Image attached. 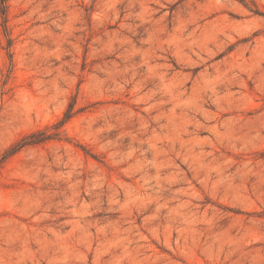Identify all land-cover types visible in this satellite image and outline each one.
<instances>
[{
  "label": "rangeland",
  "instance_id": "374dc122",
  "mask_svg": "<svg viewBox=\"0 0 264 264\" xmlns=\"http://www.w3.org/2000/svg\"><path fill=\"white\" fill-rule=\"evenodd\" d=\"M0 264H264V0L0 3Z\"/></svg>",
  "mask_w": 264,
  "mask_h": 264
},
{
  "label": "trees",
  "instance_id": "16d2710c",
  "mask_svg": "<svg viewBox=\"0 0 264 264\" xmlns=\"http://www.w3.org/2000/svg\"><path fill=\"white\" fill-rule=\"evenodd\" d=\"M0 3L2 5V11L4 12V3H5V0H0ZM254 13L258 14V11H254ZM70 117V114H65L63 120L59 123V124H63L68 118ZM38 136V134H34V135H31L32 137L34 136ZM30 136V137H31ZM52 135H43V133H41V135H39L38 137H34L33 139L29 140L27 143L24 142V143H20L19 144V148H21L22 146L26 145V144H38L46 139H49L51 138Z\"/></svg>",
  "mask_w": 264,
  "mask_h": 264
}]
</instances>
